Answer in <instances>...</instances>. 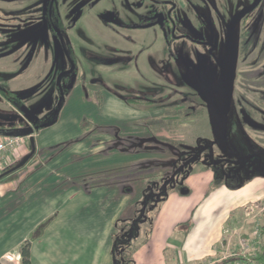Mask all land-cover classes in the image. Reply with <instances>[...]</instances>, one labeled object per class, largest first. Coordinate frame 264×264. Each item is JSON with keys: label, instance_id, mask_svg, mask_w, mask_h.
Masks as SVG:
<instances>
[{"label": "rangeland", "instance_id": "rangeland-1", "mask_svg": "<svg viewBox=\"0 0 264 264\" xmlns=\"http://www.w3.org/2000/svg\"><path fill=\"white\" fill-rule=\"evenodd\" d=\"M207 1L211 4L210 0H204L203 5ZM225 2L228 6L227 12L231 16L237 14L239 9H242L243 18L248 14L251 7L254 8L260 5L264 0H225ZM251 13L249 15L253 16L255 14V12ZM37 28L32 45L35 48V54H38V56L36 55L37 68L35 69L37 80H28L30 77H28V81L26 79L23 80L24 76L20 75L27 64L26 59L20 63L21 70L17 73H0V76L5 80L18 79L15 80L18 83H12L10 88L15 91L19 90V95L26 99L25 104L19 107L11 106L9 103L0 100V111H14L21 114V108L24 113H36L34 115L40 117L44 124H51V126L40 131L39 137L33 138L34 144L39 145L50 140H53L50 142L52 145L67 140L71 141L85 131L82 124L89 121V123H92V127L86 130L90 131L88 137L92 138L89 143L96 141L95 145L105 152H107V144L109 142L116 144V137L114 136L117 131L119 136H128L130 134L144 136L149 135L148 128L151 133L163 129L162 135L164 136L162 137H167L166 140L175 143L183 142L184 145H187L185 146L186 148L191 146L190 153L181 160L176 148L170 149L167 142H141L140 148L135 149L136 151H146L148 148H161L163 152L161 154L156 151V154L154 152L143 156L154 160L153 164L147 167V171L143 169H140L141 171L133 170L128 172L130 176L125 178L122 174L121 176L118 174V177H110L111 173L116 172V170L112 171L110 169L103 172L107 175L104 176V180L89 185L91 190L99 193L102 190H98L97 185L106 191L111 187V182H120L119 186L123 185V191H128L130 189L128 187L129 183L134 186V192L130 196L141 197L136 203L135 211L132 214V219L135 220V223L131 222L130 226H128L119 222L115 226L114 233L118 235L116 244H123L127 238L126 233L130 229L133 230L134 227H137L134 229L137 233V240L145 238L144 231L148 227L147 221L150 220L153 223L157 212V208H154V206L159 204L161 197H163V191L166 194H171L174 193V188L183 187L184 189L181 188L182 191L185 190L186 192H182L181 195L186 197L185 201L195 204L198 198L205 197L204 195L210 193L209 191L213 189L211 180L213 176L214 182H221L226 187L228 185H236L240 188V185L245 180H248L247 178L256 173V170L253 169V162L249 161V158L242 157V155L251 153L255 156L256 161L264 162V130H254V128L249 126L250 119H253L256 123L264 124V115L263 117L257 115L258 110L264 114V103L262 104L260 101L264 98L260 96V93L264 92V71L262 70L264 57L260 59L256 67H252L250 66L251 64L247 63H244L242 67L240 62L244 61H242L240 56L236 70L234 64L237 56V37L234 35H226L222 51L217 53L218 55L213 63L214 65H222L223 69L213 68L210 73L209 71L204 73L205 77L210 79V90L209 92L205 91L201 96L197 95L199 91L197 92L194 89L200 77L198 72L187 69L172 70L169 67L173 64H183L179 63V61L177 63L179 58L173 60L171 57L172 54H179L180 45L169 50L162 38L155 39L150 37L145 41L147 48L144 60H133V62L135 64L144 62L151 65V68L148 71L135 72L129 68L120 67L121 65H133V63H121L123 60L121 58L127 54L121 55L114 51L116 39L112 36L106 38L105 33L107 31L105 26L100 24H79L71 29V32L75 35L74 38H71V43L83 67L78 72L79 80L75 81L67 92L64 85L60 86L63 95L62 97L60 95L54 112L49 107L51 103L53 105L58 95L57 80L67 68L64 51L66 44H62L60 39H58V43L52 44V40L49 39L41 24ZM230 30H232V27H230ZM97 31L100 36H98L99 33ZM85 33L90 35L97 33V36H94V38L86 37ZM13 38L14 40L17 39L16 36ZM16 41L17 45L15 48L19 47L21 43L18 39ZM26 44L24 42L22 47L26 48ZM118 44H122V42ZM6 47V43H0V49ZM136 52L137 47L134 46L132 53L135 54ZM255 53L253 52L247 59H253ZM244 55L245 53L242 51V56ZM114 58H119L120 61L113 62ZM15 60H10V57L8 61L0 59V70L15 72L13 71L16 65L14 63ZM154 66H160V68H155ZM257 71H261V74H258ZM258 75H261L259 79ZM22 82L24 83L20 85L19 83ZM82 82H84V86H82ZM30 83H32V86L29 85ZM140 97H144L145 101L148 102L130 106L124 104L126 99ZM183 98H187L195 106H201V108H198L201 110L198 116H178L174 122L171 120L165 121L159 117L154 118V116H159V114L163 113V109H172L174 104ZM242 99L246 103L243 104ZM242 108L246 109V111ZM247 111L253 115L256 114V117ZM138 112L148 113L151 118L149 119V117L145 116L148 114L142 115V113ZM22 116L24 115L22 114ZM27 121L31 123L29 119ZM36 132L33 134H36ZM144 132L147 133L143 134ZM246 135L256 141L261 150L251 145ZM212 143L215 145H212ZM86 144H88L86 141L81 143V145ZM207 144L210 145L211 155H208ZM24 150L25 154L12 158L14 164L11 165L10 163L11 167L29 153L30 143L27 140H24ZM87 156V158H91L90 156L94 155L88 154ZM99 157H101V153H99ZM190 157H196L197 159L191 161ZM131 158L129 157V159ZM89 160L87 161L89 162ZM188 161L189 163L185 164ZM172 162L175 164L171 168L170 163ZM210 163L214 164V166H206ZM182 164L183 166H181ZM89 165L88 167H90ZM81 166L79 163L72 165L71 171H75L72 176L76 179H80L79 176L86 171H88V174L91 173L92 176L95 175V173L92 174L93 170L90 171L93 167L83 172ZM179 166L188 173L186 180L183 179V173L178 169ZM120 171L122 173V170ZM261 171L264 176V169ZM192 175L194 176L190 178ZM5 179L0 182H4ZM166 179L175 181L168 184V180L165 183ZM188 179L189 184L186 183ZM72 180L74 181V178ZM152 182L155 185L150 184ZM166 185L168 188L164 189ZM189 188L191 189L190 191L188 190ZM105 194H107V191ZM146 195L149 198L145 199ZM188 217L189 215H186V218ZM160 223L167 230L168 226L170 227L169 221ZM263 224L264 197L244 207L241 206L223 214L220 218L219 228L221 235L212 252L213 257L209 256V258H205L204 261L196 264H213L214 262L227 260L229 257H236L240 253L242 255L254 251L264 241L260 234ZM153 226L154 224L152 229ZM161 236H164V239L167 238L166 235L159 233V231L154 232V236L151 239L149 237L147 240L149 242L148 250L145 256L134 262V264H161L157 247L162 243ZM239 242H242L243 250L240 249ZM133 254L134 252L132 253V258ZM236 264L239 263L236 262Z\"/></svg>", "mask_w": 264, "mask_h": 264}, {"label": "crops", "instance_id": "crops-1", "mask_svg": "<svg viewBox=\"0 0 264 264\" xmlns=\"http://www.w3.org/2000/svg\"><path fill=\"white\" fill-rule=\"evenodd\" d=\"M145 116L151 118L150 114ZM41 130L32 137H39ZM162 131L159 129L153 133L161 137L164 136ZM153 133L148 128V134L152 136ZM89 134L90 131L85 130L71 141L52 145L53 140H50L34 144L35 152L29 161L2 178L6 179L0 182V264H21L16 258L18 247L44 222L47 224L40 237L30 243L31 264H113L111 247L116 222L126 209L134 208L141 197L130 196L134 186L129 183L130 189L123 191L120 182H111L107 194L99 185L96 186L102 190L99 193L91 190L89 185L104 180L107 175L103 172L110 169L116 170L110 177L122 174L125 178L133 170L147 171L154 160L143 156L156 154L157 150L123 151L109 142L105 152L95 145L96 141L89 143L92 140ZM129 138L144 140L140 134H130ZM83 141L88 144L81 145ZM158 153L163 152L158 150ZM88 154L94 156L87 158ZM77 163L82 165L83 172L93 167L90 171L93 170L95 175L86 171L76 179L71 168ZM247 179L236 189H228L225 184L216 186L210 193L207 191L205 197L198 198L195 204L187 203L181 193L173 191L168 194L157 209L150 235L151 239L154 232L159 231L167 236L166 239L161 236L162 243L157 246L160 263L196 264L213 257L212 252L221 235V216L264 197L263 174L257 172ZM189 219L192 227L184 235L181 223ZM162 221L170 222L168 230L162 227ZM142 239L138 240L140 243L134 251V262L143 258L148 250L149 242ZM171 251H175L174 258ZM8 256L12 259H7Z\"/></svg>", "mask_w": 264, "mask_h": 264}, {"label": "flooded vegetation", "instance_id": "flooded-vegetation-1", "mask_svg": "<svg viewBox=\"0 0 264 264\" xmlns=\"http://www.w3.org/2000/svg\"><path fill=\"white\" fill-rule=\"evenodd\" d=\"M203 1L204 0H0V43H6L7 45L6 48L0 49V59L5 61H8L9 57L10 60L16 59L14 62L16 64L15 70H13L15 72L0 70V73H17L21 70L20 63L26 59L25 61H27V64L20 75L24 76L23 80H27L28 77H30L28 80H37L35 69L37 68L36 57L38 54H35V48L32 45L34 41L33 37L38 30L37 27L41 24V27L47 33L49 39L52 40V44L58 43V39L61 40L62 44H66V46H64V51L67 68L61 73L57 80L59 89L58 95L53 105L51 103L52 107L51 105L49 107L50 110L55 112L57 101L60 95L61 97L63 95L60 86L64 85L67 92L70 87L74 85L75 81L79 80L78 72L83 67L71 43V38L75 36L71 32V29L79 24H100L105 26V30L107 31V33H105L106 38L112 36L116 39L114 51L121 55H125L124 53L127 54L121 58L123 59L121 63H133V65H121L120 67L125 69L129 68L135 72L148 71V69L151 68V65L147 63L142 62L135 64V62H133V60H144L147 48V46H145V41L150 37L155 39L159 37L162 38L169 50L174 47L177 48L180 45L179 54H172L171 57L173 60L179 58L177 63L179 61V63L183 64H173L169 67H171L172 70L187 69L198 72L200 77L194 89L197 92L199 91L197 95L202 96L205 91L209 92L210 90V79L205 77L204 73H206V71L210 73L213 68L223 69L222 65H214L213 63L218 55L217 53L222 51L224 40L226 41V35L232 34L237 37V56L234 64L236 70L240 56L242 61H244L240 62L242 63V67L244 63L256 67L260 59L264 57V2L254 8L251 7L248 14L242 18V9H239L237 14L233 16L227 12L228 6L225 0H210L211 4L207 1L204 5ZM251 12H255V14L253 16L249 15ZM253 21L255 22L254 24ZM230 27H232V30H230ZM97 33L99 32L97 31ZM97 33L95 35L85 33V36L94 38V36H97ZM15 36L18 41L21 42L17 48H15L17 39L14 40L13 38ZM98 36H100V33ZM24 42L27 43L26 48L22 47ZM119 42H122V44H118ZM134 46L137 47V52L135 54L132 53ZM242 51L245 53L244 56H242ZM253 52H256L254 58L251 60L247 59ZM112 61L118 62L120 59L114 58ZM154 67L160 68V66ZM262 67L264 71V64ZM257 72L261 74V71ZM260 76L261 75H258V79ZM15 80L18 79L12 78L5 80L0 76V100L9 103L11 106L19 107L25 104L26 99L19 95V90L15 91L10 88ZM23 83L24 82L19 84L21 85ZM84 85V82H82V86ZM260 96L261 98L264 97V92H261ZM260 101L263 104L264 98ZM147 102L148 101H145L144 97H140L126 99L124 104L130 106L132 104H143ZM242 103L244 104L246 101L242 99ZM198 108H201V106H195L187 98H183L181 100L179 99L172 109H163V113L159 114V116H154V118L159 117L163 118L162 120H171L174 122L178 116H198L201 111ZM242 109L246 111V109ZM20 111L21 114L14 111H0V133H13V131L27 130L26 126L16 128V122H26L27 126L31 127L34 132L36 131L34 128L35 122L44 123L40 117L34 115L36 113H24L21 108ZM248 113L256 117V114L253 115L250 112ZM22 114L25 117L22 116ZM257 115L263 117L264 114H262V111L258 110ZM27 119H29L31 123L34 121L33 125L28 123ZM250 121L249 126L254 128V130H264L263 123H256L253 119H250ZM143 134H146V132ZM155 134L156 133L151 134L152 136L144 135V140H132L129 138L130 135L119 136V132L117 131L114 136L116 137V144H112L122 148L124 145H129L130 142H138L139 145L141 142L144 143L148 140L162 143L164 142L163 140H157L156 138H163L165 140L167 138L162 136L157 137ZM246 137L251 145L261 150V147H258L247 135ZM167 145L170 149L176 148L177 154L180 156L179 158H181V160L191 151V146H189L190 149L189 147L186 148L185 146L187 145H184L183 142H177L175 145ZM212 145L215 144L212 143ZM206 148L209 151L208 155H211L210 145L207 144ZM151 150L162 151L161 148H151ZM242 157L249 158V161L253 162V169L256 170V173L262 172L261 170L263 169L262 165L264 162L256 161L255 156L251 153L244 154ZM196 159V157H190L191 161H195ZM188 163L189 161L185 162V164ZM174 164L173 162L172 166ZM181 166H183V164ZM181 166H179L178 169L183 173V179L186 180L188 173L185 172L184 168ZM206 166H214V164L210 163ZM167 180L168 184L175 181L166 179L165 183H167ZM214 180L213 176L212 182H214Z\"/></svg>", "mask_w": 264, "mask_h": 264}, {"label": "trees", "instance_id": "trees-1", "mask_svg": "<svg viewBox=\"0 0 264 264\" xmlns=\"http://www.w3.org/2000/svg\"><path fill=\"white\" fill-rule=\"evenodd\" d=\"M18 107V106H16ZM38 120V119H37ZM34 121L31 123L33 125ZM35 125V130L38 131L40 129L46 128L48 126H51V124H44V123H34ZM26 126L27 129L31 128L29 126H27L26 122H16L15 123V127H23ZM82 127L87 130L88 128L92 127V123H89V121H86L82 124ZM20 129V128H19ZM157 140H163L164 142L166 141L163 138H156ZM133 140V139H132ZM169 145H175L174 142L167 140L166 141ZM139 143H132L130 142L129 145H124L122 148L123 151H132L135 149H139ZM173 162L171 163L172 166ZM15 166V165H14ZM13 166V167H14ZM12 168V167H10ZM12 173V172H11ZM152 185H155L153 182L150 183ZM219 184H221V182H213L212 183V187H216L219 186ZM228 189H236L239 188V186H234V185H228L227 186ZM168 188L167 185L164 186V189ZM182 189H184L183 187H181ZM181 188H174L173 191L178 192V193H182V192H186L185 190L182 191ZM188 191V190H187ZM168 194H166V192H162V196L160 199L159 204H155L154 208L159 207V205L165 200V197ZM149 198L148 195L145 196V199ZM143 209V208H142ZM135 211V209L133 207H129L128 209H126L124 211V213L120 216V218L117 220L116 225L120 222L123 225H128L130 226L131 222L135 223V220H133L132 218V214ZM142 213V212H141ZM141 216V215H140ZM143 220V219H142ZM191 219L185 221L184 223H181V227L182 229H184V235L187 234L188 230L192 227V223L190 222ZM47 222H44L43 224H41L36 231H34L32 233V235H30V237L28 239H26L22 244H20V246L18 247V256L20 258V263L21 264H31L30 263V243L35 240L36 238L40 237L42 231L44 230L45 226H46ZM152 221L148 220V227L145 229L144 234H145V238L143 240V242H147V240L149 239L151 232H152ZM137 227H134V229H136ZM134 229H130L126 234H127V238L125 239V242L123 244H116L117 242V238L118 235H115V233H112V247H111V258H112V263L113 264H134V260L132 258V253L135 251V249L137 248V246L139 245V242L137 240V233L134 231ZM133 231V232H132ZM260 234L262 236V238L264 239V224L261 226L260 229ZM138 242V243H137ZM170 255H172V257L174 258L175 255V251H171ZM236 262H238L239 264H264V241L262 244H259L256 249L250 253H245V254H237L236 257H229V259L227 260H223L221 262H214L213 264H236Z\"/></svg>", "mask_w": 264, "mask_h": 264}, {"label": "built area", "instance_id": "built-area-1", "mask_svg": "<svg viewBox=\"0 0 264 264\" xmlns=\"http://www.w3.org/2000/svg\"><path fill=\"white\" fill-rule=\"evenodd\" d=\"M11 133H0V175L5 173L14 164L12 158L25 154L24 140H29V136ZM10 163L11 165H9ZM239 247L242 250L244 249L242 242H239ZM16 258L20 260L19 256ZM7 259L11 260L12 257L8 256Z\"/></svg>", "mask_w": 264, "mask_h": 264}, {"label": "water", "instance_id": "water-1", "mask_svg": "<svg viewBox=\"0 0 264 264\" xmlns=\"http://www.w3.org/2000/svg\"><path fill=\"white\" fill-rule=\"evenodd\" d=\"M13 133L20 134L22 136H29V143H30L31 151H30V153L28 155H26L18 163H16L14 167L8 169L5 173H3L2 175H0V179H2L7 174H9V173L17 170L18 168H21L23 165H25V163H27L29 161V159L32 157V155L35 152L34 139L32 137V134L34 133L33 129L28 128L27 130H21V131H17V132H14L13 131ZM263 169H264V164H263ZM261 173L263 174V172H261Z\"/></svg>", "mask_w": 264, "mask_h": 264}]
</instances>
